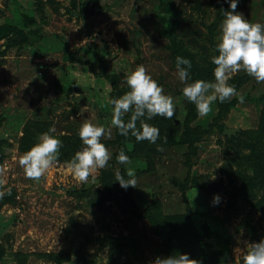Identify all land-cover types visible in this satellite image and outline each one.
Wrapping results in <instances>:
<instances>
[{
  "label": "rangeland",
  "instance_id": "374dc122",
  "mask_svg": "<svg viewBox=\"0 0 264 264\" xmlns=\"http://www.w3.org/2000/svg\"><path fill=\"white\" fill-rule=\"evenodd\" d=\"M222 9L225 0H0L9 29L0 34V191L15 194L0 200V264H150L178 253L191 264H236V249L264 238V82L237 71L228 83L238 95L201 117L175 65L187 58L189 82H214ZM236 11L264 24V0H239ZM138 65L175 105L171 119L147 121L160 130L155 144L110 124L108 101L129 90L124 78ZM84 118L111 128L101 141L112 158L80 182L65 162L83 147ZM50 128L63 147L37 182L19 159ZM125 140L134 149L122 165ZM128 168L136 184L124 191L115 176ZM87 186V196L74 194ZM145 213L151 223L134 217Z\"/></svg>",
  "mask_w": 264,
  "mask_h": 264
},
{
  "label": "clouds",
  "instance_id": "9594fccd",
  "mask_svg": "<svg viewBox=\"0 0 264 264\" xmlns=\"http://www.w3.org/2000/svg\"><path fill=\"white\" fill-rule=\"evenodd\" d=\"M238 2L239 0H225L229 10L222 9L223 20L215 45L218 55L211 57V63L216 66L213 69L214 82L200 79L189 82L191 61L182 56L175 58L178 78L184 85L182 94L188 102L195 105L197 114L201 117L212 111L214 102L224 103L238 95L235 87L228 83L232 74L237 71L243 69L257 82H264V24L251 23L242 13L237 12ZM123 82L129 90L108 101L112 105L111 126L125 138L131 135L138 143L147 140L155 144L160 138V130L147 121L157 116L171 119L175 112L173 97L164 94L162 86L148 74L143 65H138L135 70L126 74ZM239 101L244 102L243 96H239ZM129 113L130 118L126 121L124 117ZM54 132L55 129L50 128L41 133L38 142L20 157L19 163L27 178L40 182V178L58 161L63 142L52 134ZM78 136L83 147L65 162V168L77 181L87 182L92 173L110 166L112 153L101 139L111 138V128L106 129L91 122L89 118H84L78 129ZM116 160L122 165L131 163L123 149L116 155ZM209 177L216 179L214 175ZM115 181L124 189L135 187V171L128 168L125 175L117 172ZM5 195H11L10 188L0 191V199ZM220 201L221 197L214 194L212 203L218 205ZM236 253V264H240L241 260L243 264H264V238L258 243L247 245L244 250L236 249ZM192 261L187 254L178 253L164 258L157 257L150 264H191Z\"/></svg>",
  "mask_w": 264,
  "mask_h": 264
},
{
  "label": "trees",
  "instance_id": "16d2710c",
  "mask_svg": "<svg viewBox=\"0 0 264 264\" xmlns=\"http://www.w3.org/2000/svg\"><path fill=\"white\" fill-rule=\"evenodd\" d=\"M163 6L165 7V9L167 8H171L169 5H167V3H164ZM162 6V8L164 9V7ZM168 29V27H167ZM164 30V29H162ZM9 31V29L7 28V25L3 24V25H0V34H3V33H7ZM138 31V29L135 31V33ZM170 38V36H169ZM137 48V47H136ZM110 81V80H109ZM112 85V84H111ZM112 87V86H111ZM112 106V105H111ZM102 142V141H101ZM104 144H106L107 142H102ZM110 144H113V142H111ZM167 145H171L170 143H166ZM120 148L123 149L125 151V153L128 155L129 152H131V150L134 149V147H132V144H130V141H123L120 145ZM264 152V151H263ZM262 160H263V166H264V159L263 157H261ZM88 190H89V187L87 186L86 188V192L84 193V190H81L80 192H76L74 193L75 195H77L79 198L81 197H84L85 195L87 196V193H88ZM124 191H127V189H124ZM15 196V194L11 193V195H5L2 199V203L4 202H13V197ZM1 203V204H2ZM0 204V205H1ZM232 208H234V203L232 204ZM136 219H148L149 223H151L152 221L149 219L148 215L145 213V214H136L134 216ZM151 221V222H150ZM158 232V231H157ZM157 234V233H156ZM158 236V234H157ZM182 238L184 239H188V240H191L192 242L196 243V245H198V248L200 249V247L202 246H208L207 243H204L201 239H200V236L199 235H195V234H192V236H189L185 233L182 234ZM164 238H163V242H164ZM172 240V238H171ZM171 240L168 242V244L171 242ZM167 246V245H165ZM207 248V247H206ZM208 249V248H207Z\"/></svg>",
  "mask_w": 264,
  "mask_h": 264
},
{
  "label": "water",
  "instance_id": "95a60500",
  "mask_svg": "<svg viewBox=\"0 0 264 264\" xmlns=\"http://www.w3.org/2000/svg\"><path fill=\"white\" fill-rule=\"evenodd\" d=\"M224 133H225V134H229L230 131H228V130H224Z\"/></svg>",
  "mask_w": 264,
  "mask_h": 264
}]
</instances>
